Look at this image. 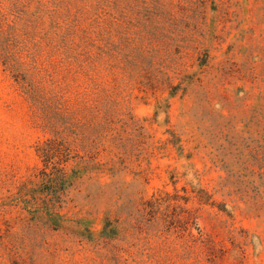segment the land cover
<instances>
[{"label":"rangeland","instance_id":"374dc122","mask_svg":"<svg viewBox=\"0 0 264 264\" xmlns=\"http://www.w3.org/2000/svg\"><path fill=\"white\" fill-rule=\"evenodd\" d=\"M172 3V24L164 25L169 52L162 55L175 93L135 88L105 99L113 130L89 128L86 149L96 163L86 168L71 139L42 125L62 124L81 99L49 79L48 39L34 56L48 27H38L37 0H0V53L43 89L33 104L0 56V264H74L93 256L65 241L64 232L36 226L31 205L39 212L54 206L107 236L110 222L133 223L142 214V198L146 228L153 216L165 222L187 209L184 215L198 216L203 231L227 248H245L244 264H264V0ZM152 17L129 16L130 35L142 32L148 44ZM114 28L120 34L126 26ZM111 132L115 140L101 137ZM55 167L66 171L60 198L52 193ZM119 238L123 247L131 244V237Z\"/></svg>","mask_w":264,"mask_h":264},{"label":"trees","instance_id":"16d2710c","mask_svg":"<svg viewBox=\"0 0 264 264\" xmlns=\"http://www.w3.org/2000/svg\"><path fill=\"white\" fill-rule=\"evenodd\" d=\"M172 1L37 0L38 27L44 24L48 27L42 29L34 56L39 55L43 41L48 39L47 48L53 51L49 60L54 62L49 79L57 82L64 93L75 90L81 99L80 108L65 117L62 124L43 120L42 125L58 138L71 139L70 144L76 151L74 156L80 158L82 166L92 168L96 163L90 155L91 150L86 149V141L93 136L89 128L99 129L104 125L112 129L113 116L104 108L105 99L117 98L135 88L144 91L169 89L170 93H175L173 76L166 71L167 63L162 55L169 52L165 45V39L170 38L169 30L164 32V25L172 24ZM136 11L153 16L150 21L154 30L148 44H144L146 38L142 32L138 36L130 35L129 16ZM119 23L126 26L125 32L120 34L115 33L114 28ZM118 35L122 40H115ZM0 56L7 69L14 73L20 90L33 104L37 103L43 92L40 81L31 80L27 71L21 66L18 68L17 62L2 50ZM117 135V132H111L101 134V137L115 140ZM148 138V149L153 153L156 146L150 135ZM43 153L49 156L48 149L43 148ZM55 170V177H51L55 182L52 193L60 198L59 183L67 179L66 171L63 167H55ZM146 203L142 198V214L132 216L133 223L120 218L110 222L107 236L95 235L80 220L65 218L54 206L39 212L36 205H31L35 207L33 211H37L31 220L40 228L64 232L65 241L73 242L79 247L78 251L87 249L94 253L74 264H244L245 248L237 243L233 244V250L227 248L203 231L198 225V216L184 215L187 209L173 213L165 222L153 216L148 219L151 227L146 228L144 219L149 211ZM120 236L131 237L127 248L115 242ZM153 240L157 242L153 243ZM101 244H104L105 252L101 250ZM55 245L61 247L59 243ZM229 256L230 263L227 262Z\"/></svg>","mask_w":264,"mask_h":264}]
</instances>
